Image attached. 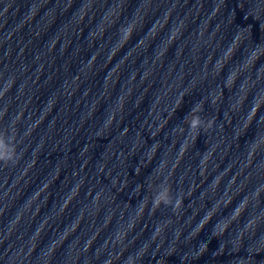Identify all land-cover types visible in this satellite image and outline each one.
Masks as SVG:
<instances>
[{
	"label": "clouds",
	"instance_id": "obj_1",
	"mask_svg": "<svg viewBox=\"0 0 264 264\" xmlns=\"http://www.w3.org/2000/svg\"><path fill=\"white\" fill-rule=\"evenodd\" d=\"M199 124H200V121H199V118H195L190 124H189V128L190 129H199Z\"/></svg>",
	"mask_w": 264,
	"mask_h": 264
}]
</instances>
